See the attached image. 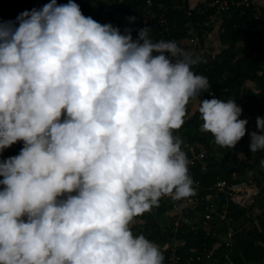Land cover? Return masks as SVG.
<instances>
[{"label":"clouds","instance_id":"1","mask_svg":"<svg viewBox=\"0 0 264 264\" xmlns=\"http://www.w3.org/2000/svg\"><path fill=\"white\" fill-rule=\"evenodd\" d=\"M18 23L0 24V153L24 142L0 161V264H165L132 225L164 197L194 195L174 132L209 88L192 71L202 58L149 28L134 42L73 0ZM198 111L221 148L246 135L235 100L202 99ZM257 128L252 153L264 150V118Z\"/></svg>","mask_w":264,"mask_h":264},{"label":"trees","instance_id":"2","mask_svg":"<svg viewBox=\"0 0 264 264\" xmlns=\"http://www.w3.org/2000/svg\"><path fill=\"white\" fill-rule=\"evenodd\" d=\"M196 0H154L156 5H163L168 8V18L171 22V35L176 39H183L187 36V25L193 20L203 22L206 15L200 14L199 11L206 9L204 3H199L194 7ZM199 1V0H197ZM211 3L213 0H206ZM241 1V0H236ZM3 2L11 9L13 14L21 11L40 10L48 2L43 0H3ZM136 0H129L120 8L124 12V18L119 22L120 25L127 24L136 12H132L138 5ZM202 10H201V9ZM90 3L85 4L82 14L85 17L89 16ZM191 10L192 17H188L186 10ZM214 30H218V36L221 43V48L217 53H211L206 50V59L201 63L193 66L192 71L204 76L209 81L207 92L199 94L197 101L202 99H233L242 109L240 119L247 120L246 135L238 142L235 149H226L227 154L221 161L223 171L214 173L203 166V163H198L191 169V175L196 180H200L202 185L209 186L215 180L224 179L230 182L243 181L250 178V174L259 170L264 161V150H259L255 153L250 151L252 121L254 118H264V21L255 19L253 8L231 7L230 11L225 14L221 26L218 24L211 29V34ZM255 37H259L258 44L255 43ZM150 38L154 42L163 40L160 36L152 33ZM205 41H202V45ZM194 56H198L195 52H189ZM155 55V54H154ZM251 82L258 87L259 92L255 93L249 89L247 83ZM213 92V95L210 93ZM199 111L193 115L185 117V123L182 128L188 141L206 142L205 133L200 131L202 126ZM24 147V142L19 141L13 144L10 148H6L0 153V161H6L11 157L16 156L18 150ZM239 155H244L247 161L236 160ZM210 160V159H209ZM209 160L206 165H209ZM211 165V164H210ZM254 179L260 187V194L255 204L250 209H238L230 207L232 217L236 219L233 248L230 254V259L233 264H263L264 263V215H259L256 218L254 209L257 205L264 206V184L257 179L253 174ZM3 177H0L2 180ZM171 203L160 200L158 207V220L152 217L143 215L141 227L143 231L138 234H143L151 242L161 245L169 240V229L165 232L160 225L166 212L170 209ZM264 207H262L263 209ZM261 209V213L263 210ZM189 213L185 219L188 225ZM249 215V217H248ZM26 219V218H25ZM188 220V221H187ZM254 220L252 227L248 230L244 229L247 221ZM150 221V223H147ZM155 221V224H151ZM243 222V223H241ZM185 246L181 254L183 260L181 264H199L198 262H188L189 251L195 248H203L206 244L210 248H216L215 258L221 259V264H225L227 260L225 255L229 252L224 244L220 243L215 238L206 237L203 231L186 232L181 236ZM217 246V247H216Z\"/></svg>","mask_w":264,"mask_h":264},{"label":"built area","instance_id":"3","mask_svg":"<svg viewBox=\"0 0 264 264\" xmlns=\"http://www.w3.org/2000/svg\"><path fill=\"white\" fill-rule=\"evenodd\" d=\"M51 3V0H43ZM129 0H73L81 9L85 4L90 3L89 16L96 22L106 25L111 24L118 28L122 35L127 34L126 30L131 29L133 41L139 39L140 29H151L150 35L155 33L164 41H174L179 47L187 52H195L202 60L206 59L207 39L211 35V29L222 22L223 17L230 11L231 7L253 8L255 19L264 21V0H213L208 4L206 0L194 1L196 7L199 3H204L206 9L199 11L206 15L203 22L191 20L187 25V36L183 39H176L171 35V22L167 16L168 8L163 5H156L154 0H136L138 5L132 12H136L130 21L125 25L119 22L124 18V12L120 8ZM69 0H57L58 5L67 4ZM0 24L12 22L13 13L11 9L0 0ZM197 3V5H196ZM191 10H186L188 17H192ZM205 41V46L202 41ZM259 37H255V43L258 44ZM213 95V92L210 93ZM182 140V151L186 154L189 161L188 174L193 181L194 195L182 200L174 201L170 197H164L163 202H170L169 209L172 225L168 230L170 237L166 246L161 248L165 256V264H181L183 256L181 251L185 246V241L181 236L186 232L203 231L206 237L215 238L228 248L225 255L227 262L233 264L230 254L233 248L236 219L231 215L230 207L238 209H250L255 204L260 194V187L256 183L253 174L250 178L243 181L230 182L224 179H217L211 185L204 186L200 180H196L191 175V169L199 162L206 167V161L209 158L213 148L204 142H196L194 145H183V140H187L184 130L181 127L175 132ZM262 134V133H261ZM184 136V137H182ZM18 150L17 155L20 154ZM190 214L188 225L185 223L187 215ZM249 217V215H248ZM188 221V220H187ZM217 247V246H216ZM216 248H210L206 244L203 248H195L189 251L188 262H198L199 264H211L215 259Z\"/></svg>","mask_w":264,"mask_h":264},{"label":"rangeland","instance_id":"4","mask_svg":"<svg viewBox=\"0 0 264 264\" xmlns=\"http://www.w3.org/2000/svg\"><path fill=\"white\" fill-rule=\"evenodd\" d=\"M221 24H222V22L219 23L220 26H221ZM217 31L218 30H216V31L214 30V32H212V34L209 37V43L212 46L210 49L209 48H207V49H209V51H211V53H217V51L221 48V43H220V39H219ZM247 86L249 89L253 90L255 93L259 92V89H258V87H256L255 84L248 82ZM198 107H199V104H197V107L194 108L193 112H196L198 110ZM246 131H247V128H246ZM253 132H257L258 134H261V133H259V130L257 128V118H254L252 121V133ZM174 134H175V132H174ZM175 136H176V134H175ZM182 137H184V136H182ZM205 137H206V140H208V141H206L204 143H206L207 145H209L210 147L213 148V151L210 153L211 155H209V158H208V160L210 159L209 165H206V169L207 168L209 169V167H211V169H212L211 171L214 173L223 171V168L220 167L221 166L220 163L224 159V157L226 156L228 150L218 146L214 141V137L210 133H205ZM183 142H184L183 145L186 146L188 144L194 145L197 141L183 140ZM198 142H201V141H198ZM236 160L247 161V158L244 155H239L238 158H236ZM252 174H254L257 177V179H259V181L264 184V166H261L259 168V170H257L256 172H254V173L252 172ZM262 207H264L263 204H259L255 207L254 214L256 215V218L259 215H264V208L262 209ZM261 209L263 210V213H261L262 212ZM144 215L158 220L159 219L158 218V207H154L150 212H147ZM170 216L171 215L169 214V209H168L163 220L159 221L163 230L170 228V226L172 225V218ZM241 223H243V222H241ZM252 223H254V220L253 221L252 220L247 221L246 224L244 225V227H245L244 229H246V230L250 229L253 225ZM137 226L139 227V225H136V223L133 224L132 230H133L134 234L139 235L137 233L138 230L135 229ZM139 228H141V226ZM159 247L162 248L163 246L159 245ZM211 264H221V259L215 258L213 263H211Z\"/></svg>","mask_w":264,"mask_h":264},{"label":"crops","instance_id":"5","mask_svg":"<svg viewBox=\"0 0 264 264\" xmlns=\"http://www.w3.org/2000/svg\"><path fill=\"white\" fill-rule=\"evenodd\" d=\"M1 4V3H0ZM24 12H26V11H21V12H18V13H16V14H13V19H12V23L13 24H15V26L16 27H19V23H18V17L22 14V13H24ZM27 12H30V11H27ZM210 37V36H209ZM211 44L209 43V38L207 39V48H211ZM197 104H199L198 103V101H197V99H194V100H192L190 103H189V105L187 106V115H186V117H189V116H191V115H193L195 112H193L194 111V108H196L197 107ZM175 135V134H174ZM141 218L140 217H137L136 219H135V222L133 223V224H135L136 223V225H139V227L141 226L140 224H142V220H140ZM148 223V222H147ZM138 226L135 228V229H137L138 231H137V233L139 232V231H143V228L141 227V228H139ZM158 245V244H157ZM163 247L164 246H166V242H164L163 244H161Z\"/></svg>","mask_w":264,"mask_h":264},{"label":"water","instance_id":"6","mask_svg":"<svg viewBox=\"0 0 264 264\" xmlns=\"http://www.w3.org/2000/svg\"><path fill=\"white\" fill-rule=\"evenodd\" d=\"M148 223H150V221H147ZM151 224H155V221H151Z\"/></svg>","mask_w":264,"mask_h":264}]
</instances>
